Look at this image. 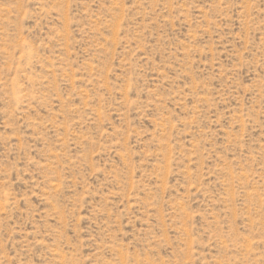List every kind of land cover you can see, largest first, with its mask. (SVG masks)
Returning a JSON list of instances; mask_svg holds the SVG:
<instances>
[{
  "label": "rangeland",
  "instance_id": "374dc122",
  "mask_svg": "<svg viewBox=\"0 0 264 264\" xmlns=\"http://www.w3.org/2000/svg\"><path fill=\"white\" fill-rule=\"evenodd\" d=\"M0 264H264V0H0Z\"/></svg>",
  "mask_w": 264,
  "mask_h": 264
}]
</instances>
